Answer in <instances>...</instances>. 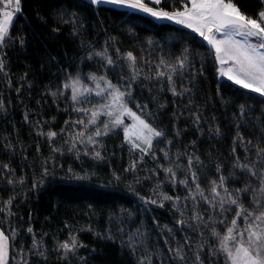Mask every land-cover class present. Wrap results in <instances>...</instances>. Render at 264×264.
I'll return each mask as SVG.
<instances>
[{"label": "trees", "instance_id": "trees-1", "mask_svg": "<svg viewBox=\"0 0 264 264\" xmlns=\"http://www.w3.org/2000/svg\"><path fill=\"white\" fill-rule=\"evenodd\" d=\"M233 2L252 18L264 10V0ZM157 7L183 10L181 0ZM14 20L13 40L0 48V226L9 264H229L218 248L237 206L221 211L219 197L209 203L211 188L223 176L234 196L248 189L238 195L247 211L264 210V157L257 153L264 148V97L220 79L214 50L198 33L142 11L21 0ZM183 55L188 62L180 69ZM158 71L172 74L173 83ZM93 74L131 93L129 107L163 133L150 154L132 150L122 128L96 146L76 141L72 148L75 134L92 129L76 123L88 118L64 85ZM48 132L57 135L49 140ZM72 235L83 246L65 256L59 245Z\"/></svg>", "mask_w": 264, "mask_h": 264}, {"label": "snow or ice", "instance_id": "snow-or-ice-1", "mask_svg": "<svg viewBox=\"0 0 264 264\" xmlns=\"http://www.w3.org/2000/svg\"><path fill=\"white\" fill-rule=\"evenodd\" d=\"M89 2L93 5L111 3L139 10L153 18L174 21L179 25L192 29L214 49L216 59L221 65L219 69L221 76H226L228 80L233 81L242 88L258 93L260 96L264 97V10L260 11L256 18H252L242 13L233 0H181L183 10L173 11L149 7V4L159 6L162 0H147V2H145V0H89ZM20 13L21 0H0V48L6 43L12 42L13 37L11 36V28L15 23L14 17H18ZM74 15L75 14H73V16ZM73 24L75 25V21H73ZM73 34H75V28ZM218 34H220L219 38ZM236 37H241L242 39H236ZM250 38H256L257 43H252ZM23 43V39H20L21 46H23ZM97 55L103 56L104 54L97 53ZM127 58L132 65L135 64L136 57L133 56L131 52L127 53ZM107 62L109 65L113 63L111 58H108ZM187 62V55H183L181 58L177 59L176 65L180 69H183ZM161 64L164 65L165 61L161 60ZM167 66L171 68L172 73L176 72V66ZM3 68L4 62L3 59H0V71H2ZM165 75H167L169 83H173L172 74L164 71L157 72L158 77H163ZM89 79L96 82V87L99 89L96 95L102 96L105 92H108V95L111 96V103L101 105L97 110L79 109V111H90L91 117L87 124L94 126L97 125V121L102 114L107 115L110 118L111 127H109L108 123H104L103 131H101L99 127H96L94 133L87 135V143L97 144L98 141L95 138L107 135L114 128L121 126L123 124L121 117L127 113L132 115L139 122L140 127L138 133L133 134L137 135V138L141 139L145 145V147L141 148L140 144L133 142L132 146L140 149L141 152L147 153L151 148L153 138L160 137L163 133L153 128L139 116H136L131 109L127 108L124 100L126 95L130 96L131 93L126 94L121 92L118 87L113 85L110 81L105 80L104 77L97 78L93 74ZM133 79H135V75ZM99 80H104L106 85L105 88H100ZM64 87L71 88L73 101H78L81 97L93 91V89L83 86L79 77L71 79ZM171 90L174 95L178 94L174 87ZM53 95H55V93H53ZM2 107L3 103L0 102V108ZM76 123L85 124L83 120L77 121ZM85 128H87V125H85ZM124 131L125 138L128 139V129L125 128ZM145 132L147 135H145ZM40 134L43 135L44 133ZM46 135L49 140H51L57 133L48 132ZM85 135V131H80L75 134V136L72 137V148H75L76 141H79L81 144L85 143V140L81 139L85 137ZM69 150L71 151L72 149ZM257 153L264 157V148L258 147ZM94 157L102 159L99 151L94 153ZM191 166L192 159L189 158V167ZM237 166L243 170L249 171L253 176L256 175V172L250 169L248 165L239 164ZM4 167L7 166L4 165ZM165 171L170 173L172 178L175 177V172L172 168H167ZM49 174L48 169L45 168L44 175ZM77 178L84 179V177ZM192 178L193 180L196 179L194 173ZM9 183H12V181H9ZM180 183L186 184L187 182L180 181ZM224 184L225 178L223 176L220 177L219 184L213 181V186L211 188L213 201H209V203H214L216 198L219 197L218 203L221 211L228 210L225 208V204L236 205L237 211L235 217L231 221V225L227 227L226 234L220 238L218 251L226 256L229 264H264V211L257 209L259 214L247 211L243 205L239 203L238 195L241 191H247L248 189L236 190V195L234 196L232 192H229L228 189L224 187ZM196 188L200 196L207 199L199 189L198 184ZM218 188H223L224 192L227 194V198L220 197ZM260 191L264 192V181H261ZM171 199L173 198L170 196H163V200ZM11 202V199H9L8 204H11ZM151 203L156 204L157 201L152 200ZM161 206H163L162 202ZM260 208H264V203L260 204ZM193 218L201 219L199 216ZM241 219L245 225L243 229L239 228L238 222ZM221 223H224V221H221ZM28 231L32 232V229L29 228ZM213 235L219 236V233L213 230ZM8 241L9 237L0 230V264H9ZM33 246H36L35 241ZM82 246L83 245L78 243L75 235L70 236L69 240L59 245V247L63 249L65 256L75 252L78 247ZM176 254L181 259L183 258L180 255L179 249L176 250ZM197 259H199V257H197ZM24 264H27V262L25 261Z\"/></svg>", "mask_w": 264, "mask_h": 264}, {"label": "rangeland", "instance_id": "rangeland-1", "mask_svg": "<svg viewBox=\"0 0 264 264\" xmlns=\"http://www.w3.org/2000/svg\"><path fill=\"white\" fill-rule=\"evenodd\" d=\"M145 2H147V0H145ZM105 4H111V3H105ZM112 5H114V4H112ZM116 6H118V5H116ZM120 7H123V6H120ZM149 7H157V6H153L152 4H149ZM157 8L158 9H161L160 7H157ZM129 9H131V8H129ZM165 11H167V10H165ZM158 20H161V19H158ZM163 20H166V19H163ZM167 21H169V20H167ZM171 22H174V21H171ZM219 36H220V34H218V38H219ZM236 39H242V38L241 37H236ZM250 40H251L252 43H257L256 38H250ZM214 53H215V51H214ZM217 62H218V75H219V78L220 79H227L226 76H221L220 75L219 69L221 68V65H220V63H219L218 60H217ZM97 78H100V77H97ZM81 83H82L83 86H86L88 88L93 89V91L90 94H86L84 97H81L78 101H74L75 105L77 106L78 111H79V109L97 110V109H99V107L101 105L111 103V96L108 95V92H105L102 96H97L96 95V92L99 91V89L96 87V82L95 81H93V80H91V79L88 78L86 80L85 79L81 80ZM99 84H100V88H105L106 87L104 80H99ZM109 91H111V90H109ZM124 103L127 106V108L131 109L129 107L128 103L126 102V99L124 100ZM105 111H107V110H105ZM131 111L133 113H135L136 116H139L142 120H144L148 124H150L153 128H155L156 130H158L150 121H148L146 118L142 117L139 113H137L133 109H131ZM79 112L82 113V114H84V115H86L87 118H88V120L90 119V117H91V112L90 111L89 112L79 111ZM121 119L123 120V124L121 126L117 127V128H114V129L122 128L123 131H124L125 128L128 129V139L125 138V143L127 145H129L132 150L139 151L141 153V155H143V156L146 155V154H150L151 151H152V149H153L154 142H155V140L158 137H154L153 138L151 148L149 149V151L147 153L141 152L140 149L134 148L132 146V143L134 142V143L140 144L141 148L145 147V145L143 144L142 140L141 139H138L137 138V135H134L133 134V133H138V130H139V127H140L139 122L132 115L127 114V113L124 114L121 117ZM104 123H108L109 124V127H111L110 118L107 115L102 114L100 116L99 120L97 121V125L94 126V125H90V124H86L85 123L82 126L87 125V128H91L92 131L89 134L87 133V135H91L92 133L95 132L96 127H99L100 130L103 131L104 130V128H103ZM87 135H86V137H87ZM145 135H147L146 132H145ZM124 137H125V131H124ZM97 138L98 137H96L95 139L97 140ZM83 144L92 145V146H96L97 145V144H88L87 141H85V143H83ZM250 212H256V214H259L258 211H250ZM238 223H239V228L240 229H243L245 227L244 222H243L242 219ZM0 230L3 231V229L1 228V226H0ZM5 235H7V234L5 233ZM8 243H9V263H10V241H8ZM228 263H229V261H228Z\"/></svg>", "mask_w": 264, "mask_h": 264}, {"label": "crops", "instance_id": "crops-1", "mask_svg": "<svg viewBox=\"0 0 264 264\" xmlns=\"http://www.w3.org/2000/svg\"><path fill=\"white\" fill-rule=\"evenodd\" d=\"M153 5V4H152ZM153 6H155V5H153ZM7 10H11V9H7ZM15 18V17H14Z\"/></svg>", "mask_w": 264, "mask_h": 264}]
</instances>
